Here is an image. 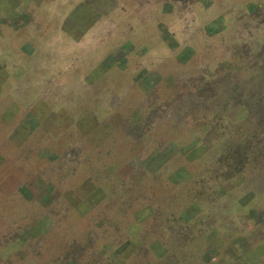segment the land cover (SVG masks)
<instances>
[{
    "label": "rangeland",
    "instance_id": "374dc122",
    "mask_svg": "<svg viewBox=\"0 0 264 264\" xmlns=\"http://www.w3.org/2000/svg\"><path fill=\"white\" fill-rule=\"evenodd\" d=\"M0 264H264V0H0Z\"/></svg>",
    "mask_w": 264,
    "mask_h": 264
}]
</instances>
